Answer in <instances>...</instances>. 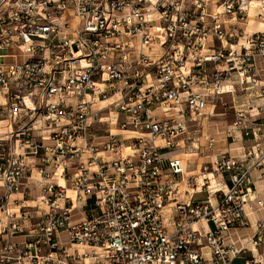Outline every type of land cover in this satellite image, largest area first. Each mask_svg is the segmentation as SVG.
Wrapping results in <instances>:
<instances>
[{
	"label": "built area",
	"instance_id": "obj_1",
	"mask_svg": "<svg viewBox=\"0 0 264 264\" xmlns=\"http://www.w3.org/2000/svg\"><path fill=\"white\" fill-rule=\"evenodd\" d=\"M253 2L264 11V0H0V114L34 121L16 137H39L17 140L0 165V264H231L245 252L225 235L247 225L251 173L264 169V149H251L246 167L221 155L213 171L194 175L175 152L186 149L181 113L204 108L189 69L203 73L222 58L200 53L208 38L232 37L226 24ZM256 34L238 53L230 46L223 80L258 75L264 32ZM214 86L222 92L220 79ZM112 109L122 116L118 133L97 126ZM42 185L47 209L9 207ZM169 209L173 217L163 218ZM200 222L213 229L201 234ZM250 243L264 246V220Z\"/></svg>",
	"mask_w": 264,
	"mask_h": 264
},
{
	"label": "rangeland",
	"instance_id": "obj_2",
	"mask_svg": "<svg viewBox=\"0 0 264 264\" xmlns=\"http://www.w3.org/2000/svg\"><path fill=\"white\" fill-rule=\"evenodd\" d=\"M250 18L261 21L251 22L255 29L249 26ZM226 30L228 33H233V36L223 41L215 37L208 38L206 44L207 48L200 53L202 56L221 55L222 58L216 62H209L199 67L203 70V73L196 72V69L191 70V68L188 71V75H195V80L199 82L203 80L202 76L204 75L209 85L212 86L211 89H203L202 85L196 82L193 86V90L203 99L204 108L199 115L181 113L182 119L186 120V131L182 135L185 139L184 148L186 149L176 151L175 154L183 159L184 164L187 159V162H189L191 166L190 170L195 172V174L201 173L205 169L210 172V169L213 171L215 169V163L221 155L231 157L239 164L243 163V166L246 167L251 160L254 161L253 156L248 155L251 153V149L258 150L260 149L259 145L261 150L264 149V132H262V129H264V111H261V109H264V107H262V105H264V98L259 96L261 94L260 88H264V64L257 65L259 69L258 75L249 76L246 77V79L234 76L230 81L223 80L225 76L224 71L226 69L225 58L228 55L230 46L233 47L234 53H238L241 50V41H246L249 37H254L257 35L256 33L264 32V11L256 7L255 2H253L252 6L244 13L242 19H238V21L233 24H226ZM162 53V50L158 48L155 49L153 58L157 59ZM0 54L3 53L0 52ZM238 72L240 71H234L233 73L238 74ZM216 79H220L221 81V88L219 91L222 92L219 94L216 93L214 86ZM181 109H183V111L187 110L185 105H182ZM157 115L159 114L157 113ZM191 117L193 118L192 120ZM121 120V114L113 112L112 109V112L105 115L97 126L100 127L101 130H112L113 133H118L115 130L118 128V123ZM33 124V120L26 118L21 119L18 124H12L6 115L0 114V165H4V161L9 153L15 150L17 140L27 143L31 138H35L36 141H38V131L34 130L32 132H24V135L16 137L18 130L24 131L26 128L32 127ZM239 135H242L243 138L248 139L251 143L248 149L244 148L241 150V153H243V151L245 152L243 157L242 154L238 156L231 153L233 154L231 155L229 150L225 149L229 143L233 144L237 141H241ZM29 150L28 148L22 150V152L28 153ZM26 158L31 166L37 163L33 157L29 155H26ZM34 173L36 174L35 169ZM207 174L210 175V173ZM230 174V172H225L223 174L226 187L230 186ZM213 180L218 182L219 178L214 176ZM210 181H212V179ZM51 182L55 183V178H53ZM59 183L61 185V178ZM36 184L37 183H35V185ZM252 185L253 182L251 183V186ZM28 187L32 186L28 185ZM43 189V185L33 188L34 192H32L31 198L33 194L36 193V206L24 209H47V205L39 201L40 196L44 194ZM67 195L71 197L68 193ZM205 195L206 194L203 192L196 196H202L204 198ZM21 198L23 199L22 196ZM258 200L260 199L255 200V203ZM248 202L249 200L247 198V203ZM85 209L89 208L86 207ZM74 214L75 219L80 217L78 215V210H75ZM167 214L166 211L163 212V218H166ZM61 239L65 240V235H62Z\"/></svg>",
	"mask_w": 264,
	"mask_h": 264
},
{
	"label": "crops",
	"instance_id": "obj_3",
	"mask_svg": "<svg viewBox=\"0 0 264 264\" xmlns=\"http://www.w3.org/2000/svg\"><path fill=\"white\" fill-rule=\"evenodd\" d=\"M249 26L255 29L254 25L251 22L249 23ZM1 53L4 52L2 51ZM262 132H264V129H262ZM239 137L241 141H237L236 143L233 144L229 143V145L225 147V149L229 150L230 154L233 153L234 155H238V156L239 154H242L243 157L245 155V152L243 151V153H241V150L244 148L248 149L249 146H251V143L248 139L243 138L242 135H239ZM185 166L189 174L191 175L195 174V172L190 170L191 166L189 165V162H187V159L185 160ZM31 171H32L33 179H36L37 175H35L34 169H32ZM251 179L253 185L250 187L248 194L249 202L244 206L247 225L242 228L232 229L228 232V234L225 235L229 240L235 242V244L238 247L245 248V252L240 254L238 257L234 258L231 264H250V262L253 260H260L264 262V246L253 247L250 243V239L254 235L255 224L258 221L264 220V207L258 208L255 203V200L257 199H260L262 200V202H264V169H261L259 167L255 168V170L252 171L251 173ZM30 182L31 181H29V183ZM24 185L25 187H28L27 182ZM2 192L3 189L2 187H0V194ZM35 195L36 193L33 194L32 198L30 197L29 199L26 200L22 199L20 195H14L11 198L9 207L14 211L24 208H33L34 206H36L37 198ZM197 198L203 199L202 196ZM184 201L187 200L184 199ZM85 211H86L85 216L88 217L90 215L88 209H85ZM166 213H168L166 219L169 217H173L174 215L171 210L166 211ZM196 227L201 232V234L213 229L212 224H208L205 222L198 223ZM202 251L205 253L208 252L207 249H203Z\"/></svg>",
	"mask_w": 264,
	"mask_h": 264
},
{
	"label": "bare ground",
	"instance_id": "obj_4",
	"mask_svg": "<svg viewBox=\"0 0 264 264\" xmlns=\"http://www.w3.org/2000/svg\"><path fill=\"white\" fill-rule=\"evenodd\" d=\"M252 21H255V22H261V21H256V20H254L253 18H250V19H249V23L252 22ZM234 76H237V77H238V74L234 73V74L232 75V78H233ZM27 102H28V100H27ZM27 104H29V102H28ZM194 148H195V147H194ZM61 184H62V183H61ZM67 193H68L69 195H71V198H72V199H74V193H73L72 190L67 189ZM72 194H73V195H72ZM67 196H68V195H67ZM68 197H70V196H68Z\"/></svg>",
	"mask_w": 264,
	"mask_h": 264
}]
</instances>
